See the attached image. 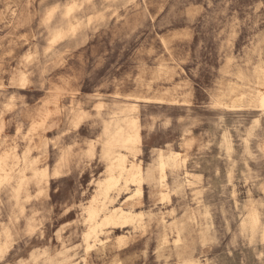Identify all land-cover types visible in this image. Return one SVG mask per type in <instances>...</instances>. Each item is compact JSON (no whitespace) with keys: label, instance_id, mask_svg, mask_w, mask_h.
<instances>
[{"label":"rangeland","instance_id":"rangeland-1","mask_svg":"<svg viewBox=\"0 0 264 264\" xmlns=\"http://www.w3.org/2000/svg\"><path fill=\"white\" fill-rule=\"evenodd\" d=\"M262 63L264 0H0V156L16 142L28 160L21 191L0 187V264H264V113L220 104ZM126 119L148 182L110 201L138 219L87 252L106 127Z\"/></svg>","mask_w":264,"mask_h":264},{"label":"bare ground","instance_id":"bare-ground-1","mask_svg":"<svg viewBox=\"0 0 264 264\" xmlns=\"http://www.w3.org/2000/svg\"><path fill=\"white\" fill-rule=\"evenodd\" d=\"M73 10L74 6H71L67 10V13L69 14ZM50 16L51 14L49 17ZM69 30L74 32L76 27L71 25ZM64 38L65 33L58 32L54 35L53 42L57 43ZM25 82L26 76L22 74V83ZM243 84L245 85V83ZM254 84L255 87H253L252 91L248 94L241 93L240 99L233 102V104L225 105L226 103L221 102L220 104L223 105L225 109H240L244 106L243 102H249L255 109L264 113V63L259 65L255 70ZM234 97L235 96H233V98ZM227 103H229V101ZM1 130L2 125L0 126V131ZM105 134L106 140L104 143V156L109 163L107 170L108 177L104 182L99 183L98 192L93 195L89 205L85 208L84 219H86L88 224V232L84 236L83 242L87 252L96 249L99 245H105L102 237L106 231L137 218L136 215L126 211L123 207H116V205L112 204L110 201L112 193L117 191L122 185L126 188H129L130 185H134L136 189L134 191L133 198H142L143 186L146 182H148V174L143 171L142 165L136 161L137 146L141 142L138 124L130 119H126L123 124L118 125L116 128L106 127ZM18 149V144L13 142V144L11 143V145L6 146L3 155L0 156V187L2 185L10 184L13 179L16 178L17 191L19 192L22 190L27 178L26 168H22L20 170L19 168L21 167L20 165L26 166L28 164V160L26 156L22 157L19 154ZM119 149H125L126 151L132 153L134 155V160L130 161L128 156L124 154L125 152L123 153V151H120ZM185 158L186 157L181 152L174 151L173 149L169 150L167 156L165 157L163 151L160 150L158 169L162 175V181L166 177V171L170 164L174 163L177 165ZM31 167H33L32 170L34 171L35 176L43 179L47 177V169H41L37 162H34ZM16 172L17 177L15 175ZM249 217V226L254 231L260 225L259 213L256 210H252ZM6 249V245H0V254H3Z\"/></svg>","mask_w":264,"mask_h":264}]
</instances>
